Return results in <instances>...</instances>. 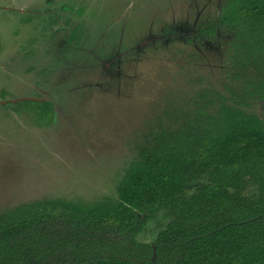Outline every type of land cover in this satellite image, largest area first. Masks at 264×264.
Here are the masks:
<instances>
[{
  "label": "rangeland",
  "instance_id": "374dc122",
  "mask_svg": "<svg viewBox=\"0 0 264 264\" xmlns=\"http://www.w3.org/2000/svg\"><path fill=\"white\" fill-rule=\"evenodd\" d=\"M223 1L0 0V213L113 195L167 106L222 80L230 34L196 31ZM32 98L50 103L48 125L35 106L12 110Z\"/></svg>",
  "mask_w": 264,
  "mask_h": 264
},
{
  "label": "trees",
  "instance_id": "16d2710c",
  "mask_svg": "<svg viewBox=\"0 0 264 264\" xmlns=\"http://www.w3.org/2000/svg\"><path fill=\"white\" fill-rule=\"evenodd\" d=\"M221 28L218 87L167 106L113 195L1 212L0 264H264V115L247 111L264 103V0H224L196 39ZM23 103L49 124L48 101Z\"/></svg>",
  "mask_w": 264,
  "mask_h": 264
},
{
  "label": "flooded vegetation",
  "instance_id": "af4514ba",
  "mask_svg": "<svg viewBox=\"0 0 264 264\" xmlns=\"http://www.w3.org/2000/svg\"><path fill=\"white\" fill-rule=\"evenodd\" d=\"M24 100L48 101V100H45V99H43V98H36V99L32 98V99H24ZM24 100L16 101V102H14L13 104H16L17 102L24 101ZM9 104H11V103H8L7 105H9Z\"/></svg>",
  "mask_w": 264,
  "mask_h": 264
}]
</instances>
